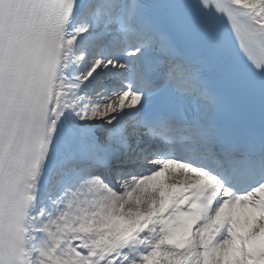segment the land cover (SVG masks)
<instances>
[{
  "label": "snow or ice",
  "instance_id": "6c2138e0",
  "mask_svg": "<svg viewBox=\"0 0 264 264\" xmlns=\"http://www.w3.org/2000/svg\"><path fill=\"white\" fill-rule=\"evenodd\" d=\"M0 264H264V0H0Z\"/></svg>",
  "mask_w": 264,
  "mask_h": 264
},
{
  "label": "bare ground",
  "instance_id": "6f19581e",
  "mask_svg": "<svg viewBox=\"0 0 264 264\" xmlns=\"http://www.w3.org/2000/svg\"><path fill=\"white\" fill-rule=\"evenodd\" d=\"M174 176H175V180L177 179H179L180 177L179 176H177L176 174H173Z\"/></svg>",
  "mask_w": 264,
  "mask_h": 264
}]
</instances>
